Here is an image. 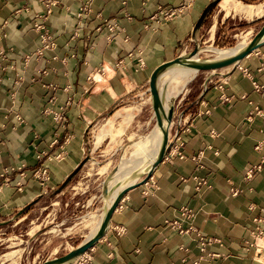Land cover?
<instances>
[{
  "label": "crops",
  "instance_id": "obj_1",
  "mask_svg": "<svg viewBox=\"0 0 264 264\" xmlns=\"http://www.w3.org/2000/svg\"><path fill=\"white\" fill-rule=\"evenodd\" d=\"M213 2L92 0L79 19V0H0V220L71 175L90 127L185 53ZM183 4L172 18L160 14ZM34 24L45 25L52 49L38 54ZM222 70L173 106L164 160L123 196L86 264H264V248L244 243L253 241V219H264V44ZM60 108L66 120L55 122L49 110ZM38 169L47 181L34 177ZM200 178L209 186L198 188ZM183 209L194 213L189 224ZM174 222L217 240L207 247L213 256L200 259L195 233Z\"/></svg>",
  "mask_w": 264,
  "mask_h": 264
},
{
  "label": "rangeland",
  "instance_id": "obj_2",
  "mask_svg": "<svg viewBox=\"0 0 264 264\" xmlns=\"http://www.w3.org/2000/svg\"><path fill=\"white\" fill-rule=\"evenodd\" d=\"M238 1L258 4L263 0ZM217 2L214 0L211 13L185 55L194 48L199 51L209 44L216 48H231L242 41L248 43L264 23V16L260 19H248L235 13L225 16L219 11ZM213 24V40L208 43ZM197 58L209 59L210 53H200ZM218 71L225 70L197 72L180 94L167 101L168 106H177L179 99L186 93L190 97L194 96L202 89L205 80L214 77ZM158 85L162 86L160 91L163 96L165 83L161 78ZM148 89L149 85L141 87L132 98L120 103L114 111L116 113L90 127L83 158L68 179H64L54 189H47L35 202L0 220V264H39L67 254L86 239L104 212L109 196L124 181L117 179L118 169L123 161L130 158L133 143L156 123ZM136 105L139 111L121 130L122 117L117 115V111ZM110 118L111 132L115 136L112 132L103 138L105 141L102 139L98 142L101 125ZM133 177L137 178L136 182H140L144 174L137 168L128 178Z\"/></svg>",
  "mask_w": 264,
  "mask_h": 264
},
{
  "label": "bare ground",
  "instance_id": "obj_3",
  "mask_svg": "<svg viewBox=\"0 0 264 264\" xmlns=\"http://www.w3.org/2000/svg\"><path fill=\"white\" fill-rule=\"evenodd\" d=\"M218 7H219V11L224 13L225 16H228L230 13L242 14L244 17L248 19H254V18L259 19L264 16V0L260 3L258 2V4H245L238 0H221L218 4ZM214 29H215V25L213 24V26L211 27V33L208 39V43H210V41L213 40ZM246 45L247 42H243V41L231 48H216L209 44L208 46L200 49L197 55H199L200 53H208V54L210 53L209 59H214V60L220 59L237 53ZM196 73L197 72L195 70L186 67L173 66L171 68H168L161 75L160 78L165 83V89L163 90L162 97L164 100V107L166 109L168 108L167 101L172 97L180 94L185 88L187 82H189ZM159 88L161 90L162 86L160 85ZM136 106H129L128 108H123L117 111V115H120V117H122V120L120 121L121 130L127 127V125L131 122L133 117L139 111L140 108ZM111 129H112V121L110 118L109 121L101 125L98 134V139H99L98 142H100L106 135L111 134L113 132V131L111 132ZM161 142H162V133L159 127L157 126V124L155 123L154 126L151 127V129L148 131V133H146L144 136H141L133 143V151L131 153L130 158L123 161L118 169L117 179H121V181L124 180L125 182L123 181V183L111 193V195L107 200L106 208L110 206V204L112 203L116 195L119 193V191H121L123 188L129 185L136 183L137 181L136 177L130 179L128 178L132 172H134L137 168H139V172H141L142 174H145L147 172L149 166L155 160L159 152ZM103 214L104 213L102 212V214L98 217L95 225L92 227L91 231L89 232L85 240L91 238L96 233L100 225V222L102 220Z\"/></svg>",
  "mask_w": 264,
  "mask_h": 264
},
{
  "label": "water",
  "instance_id": "obj_4",
  "mask_svg": "<svg viewBox=\"0 0 264 264\" xmlns=\"http://www.w3.org/2000/svg\"><path fill=\"white\" fill-rule=\"evenodd\" d=\"M220 1L221 0H218L217 3H219ZM263 44H264V23L257 31V33L254 35V37L247 43V45L233 55L215 60L199 59L196 57L198 49L194 48L193 51L188 55H185V53L180 54L177 57L155 67L148 81L149 84L148 90L150 93V100L152 104L154 118L156 120L157 126L159 127L162 133L161 146L155 160L149 166L147 172L144 174V177L140 182H136L132 185L123 188L116 195L110 206L108 208H105L100 225L96 233L91 238L84 240L76 248L72 249L65 255H62L60 257H55L50 260H46L39 264H68L74 262L77 258H79L89 249L94 247L96 243L106 234L108 227L110 225L112 215L115 209L117 208L120 200L127 193V191L136 188L140 185H143L145 182H147L149 178L153 175L156 167L164 160L166 149L168 146V141H169L170 125L172 123V115L174 109L173 106H168L167 109L164 107L162 91H160L159 89L158 81L161 75L168 68H171L173 66H180L195 70L196 72L220 70L237 64L242 59H244L248 54L258 49ZM75 170L71 173V175L75 172ZM71 175H69L67 179Z\"/></svg>",
  "mask_w": 264,
  "mask_h": 264
},
{
  "label": "built area",
  "instance_id": "obj_5",
  "mask_svg": "<svg viewBox=\"0 0 264 264\" xmlns=\"http://www.w3.org/2000/svg\"><path fill=\"white\" fill-rule=\"evenodd\" d=\"M80 1V8L78 10V13H77V17L79 19H82L89 11H90V3L92 0H79ZM44 2H47V1H44ZM128 2V0H122V3L125 5L126 3ZM48 3V2H47ZM48 4H54L53 2H50ZM184 7V4L181 5L180 7L178 8H175V9H170V10H167V11H160V14L162 15V17L164 19H167V18H172L174 17L175 15L177 14H180L182 9ZM117 25H116V22L113 21L111 23H108L107 24V28L109 29V31L113 32L115 29H116ZM34 28L36 31H38L39 33V36H40V39H41V48L39 49L38 51V54H41L42 53V50L44 49H52L54 47V42L52 40V36L48 33L45 25L43 24H34ZM132 54H130L131 56ZM4 57V53L2 51H0V59H2ZM123 61L124 60H120L117 64V66H120L122 67L123 65ZM137 65L139 67V69H142L145 67V63L143 61L142 58L138 57L137 58ZM101 75H103L104 73H102L101 71H99ZM89 80H91V77H88ZM254 84V87L257 89V90H261L262 87L259 86L255 81L253 82ZM220 88H222L221 86H219ZM223 100H228L227 97L223 96L222 97ZM50 113L48 114H52V117H53V120L55 122H64L66 120L65 116L63 115V110L60 108L58 110H49ZM177 140L180 139V137L178 136L176 138ZM179 158L182 159L183 158V155L181 154H178ZM200 158L199 156L198 157H193L192 160H194L195 162L198 161ZM199 169H202L203 167L201 165H199L198 167ZM260 167L256 166V167H253L252 169H249L248 171H246V177L247 178H250L254 172V170H259ZM34 177L35 178H38L42 181H47L48 180V175H47V171L45 169H38L34 172ZM151 178V177H150ZM149 178V179H150ZM201 186H206L208 187V182L206 179H203V178H200V181L198 182V188L201 187ZM181 216L183 217V219L189 223H191V221L193 220L194 218V213L192 210L190 209H183V211L181 212ZM173 227L178 229L179 233L181 234H186V233H195V238H196V241H197V245H198V248L200 250V259H203L205 257H212L213 254L211 253H208L207 252V247L211 244V243H214V242H218L217 240L215 239H211V238H206L204 237L200 232L198 231H195L193 229L192 226H187L186 228H181V226L178 224V222H174L173 223ZM252 238H253V241H245V245H247L248 247H254V249L256 250H261L262 248H264V243H262L263 245H258L257 244V239L258 238H263L264 237V219H261V218H254L253 219V225H252V229H251V232H250ZM88 260V256L86 253H84L82 256H80L79 258H77L75 261H74V264H86ZM196 264V263H194Z\"/></svg>",
  "mask_w": 264,
  "mask_h": 264
}]
</instances>
